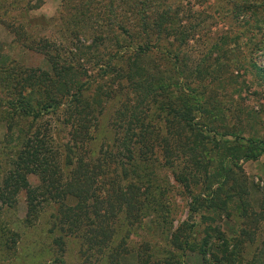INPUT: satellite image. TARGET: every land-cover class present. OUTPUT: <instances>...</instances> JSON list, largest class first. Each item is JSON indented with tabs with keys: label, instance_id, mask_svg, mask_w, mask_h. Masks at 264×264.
<instances>
[{
	"label": "rangeland",
	"instance_id": "rangeland-1",
	"mask_svg": "<svg viewBox=\"0 0 264 264\" xmlns=\"http://www.w3.org/2000/svg\"><path fill=\"white\" fill-rule=\"evenodd\" d=\"M241 1L0 0V189H15L8 195L10 205L0 201V264H202L200 254L174 248L168 235L181 225L180 234L193 236L195 243L206 226L215 224L226 240L236 236L242 264H264L263 224L256 225L254 235L238 238L242 225L234 211L241 197L253 211L264 212V152L235 165L222 161L221 167L229 169L225 181L235 192L227 199L235 206L230 219L201 223L199 214L188 216L189 198L173 173H182L188 183L195 179L193 193L205 197L216 190L218 199L227 197L222 175L205 179L196 164L200 147L193 148L183 135L192 136L193 131L184 128L182 134L176 125L167 147L153 135L152 149L146 148L164 164L152 167L143 160L146 149L137 139L133 118L141 115L149 97L141 94L137 101L136 93L128 94L125 73L126 59L134 56L131 50H120V57L110 59L116 44L127 41L116 23L134 34L129 43L134 46L143 36L140 8L145 6L149 23L157 16L174 17L175 31L185 39L170 46L177 48L186 74L179 79L194 83L196 69H213V80L203 81V95L210 97L202 104L205 113L191 127L210 120L224 138L264 139V82L252 68L253 63L264 67V0H250L255 12L241 11ZM159 44L168 47L163 40ZM57 66L70 71L55 81ZM164 66L173 68L168 61ZM47 77L58 83L54 88L52 84L57 99L54 107L42 109L49 99L36 87L42 88ZM65 82L67 93L61 86ZM75 82L84 88L72 97ZM192 86L201 91L199 85ZM172 92L179 94L178 89ZM24 102L38 114L18 116L13 109ZM216 106L225 121L215 119ZM223 123L226 131L220 128ZM157 124V134L164 135L162 118ZM222 148L209 152L211 174L218 165L214 152ZM131 185L127 202L118 190ZM147 185L166 192L145 197ZM211 251L219 254L216 240Z\"/></svg>",
	"mask_w": 264,
	"mask_h": 264
},
{
	"label": "trees",
	"instance_id": "trees-1",
	"mask_svg": "<svg viewBox=\"0 0 264 264\" xmlns=\"http://www.w3.org/2000/svg\"><path fill=\"white\" fill-rule=\"evenodd\" d=\"M147 3V1H146ZM252 4V5H251ZM253 2L250 0H242L238 6L241 11H246L249 8L251 12H255L251 6H253ZM145 8V6H144ZM140 8L137 15L141 18V22L138 24V28L140 32L143 34L142 41L135 43L134 46L129 45L132 41V32L127 27L121 25V23H116V27L119 31L127 37V41L124 45L116 44L115 51L110 55V59H114L115 57H120L121 52L120 50L126 49L128 51L131 50V55L133 59L128 61L126 59V68L127 72L125 73L126 83L125 85L129 88L128 94L136 93L133 99L139 100L140 95L144 94L149 97V101L146 102V106L144 104V110L140 114H135V126L138 129L139 135L137 139H140L141 145L143 146L144 150L147 148L152 149V140L151 137H158L161 138L162 144L167 147V140L172 138V131L174 130L173 127H180L181 133H184V128L188 130H192L191 134L184 133L187 143L193 144V148L196 146L200 147V154L201 157L196 159V164L200 165V172L205 174V179L212 178L216 174L222 175V179L220 180V184L224 189L227 190V197L225 195L222 199H218L216 196L218 193L214 191L210 192V195L205 197L200 196L199 192L193 193L192 191V184H196V180L186 181L183 177L182 173H173V178L178 184H184V188L186 190L187 196L189 198L188 201V209L189 214L188 216L192 217L193 213L199 214L198 218L202 222L207 220L213 221V219H221L227 218L230 219L231 215L233 214V208L227 203L229 202L230 198L235 195V192L232 191L231 184H228L227 180L228 177L226 176V172L229 169L222 166V161L236 164V160H254L256 159L262 152H264V139L257 138L255 135L253 137H241L238 135H234L233 138L227 139L223 137L222 133H217L216 126L212 125L210 120L209 122L201 121V123L196 127H191L192 121L194 120H202V115L205 113V106L208 103L209 96L204 97V91L207 90L205 88L206 85H203L204 80H208V84L212 81V72L213 69H207V65L200 69H196L194 75V83H190L184 80L179 79V77L186 75L185 71L182 69V64L180 63V58H178V50L176 47L173 49L170 47L173 45V42L180 40H185L184 38L181 39L182 33L180 31H175V19L171 16H165L163 19L152 18L151 22L149 23L147 20L150 17L145 15L146 9ZM115 13V12H114ZM156 13V12H155ZM175 13V11H174ZM136 25V24H134ZM256 26V25H255ZM256 28H259L256 26ZM175 36V37H174ZM164 41L168 44V47H161L159 42ZM260 44V43H259ZM122 46V47H121ZM120 48V49H119ZM119 49V50H117ZM153 52L155 56L151 55L150 52ZM145 59H148L145 61ZM143 61H145L143 63ZM172 63L173 68L170 70L165 69L166 66L164 64L166 62ZM111 68H115L112 65L109 66ZM108 68V67H107ZM253 70L258 74L259 78L264 82V67L261 65L252 64ZM55 73V81H57L58 75L65 76L68 71H70V67L62 68L61 66H57ZM173 70V71H172ZM188 71V70H187ZM163 72V73H161ZM174 72V73H173ZM163 74V75H162ZM174 74V76H173ZM189 74V72H187ZM62 76V77H63ZM61 79V77H58ZM186 78V77H184ZM53 82L52 79H43V87L37 89H42V94L47 96L49 101L43 103L41 105L42 109H46L48 107H54L56 96L54 95L53 88L58 84ZM77 81V80H76ZM37 80L33 81L36 83ZM53 84V88H52ZM67 82L62 83V89H65L63 93L68 92ZM192 84L199 85L201 87L200 92H196L194 86L191 87ZM74 93L72 97H76L79 95L82 88H84V84L82 82H75L74 86ZM172 88V90H171ZM178 89V95H172L173 92ZM203 92V93H202ZM202 95V103H199V97ZM175 99H173V97ZM158 97H161L158 101ZM130 100V99H129ZM131 101V100H130ZM176 101L178 103H176ZM198 102V103H197ZM11 104V103H10ZM177 104V105H176ZM203 104V105H202ZM151 107V111L149 110ZM15 113L20 116L25 115H32L35 116L38 112L29 104V103H22L20 106H16L13 109ZM221 109L219 107L214 108V117L215 119H219V121H225L223 119L222 114H219ZM87 113V112H86ZM144 114V115H143ZM164 123L165 133L161 136V134H157L160 131V124H157L158 119H161ZM87 118H83V121H87ZM103 118L101 117V124L100 129L105 126V123L102 122ZM214 120H212L213 122ZM84 122V124H86ZM8 127L11 124L7 125ZM82 126V122H78L77 127L79 128ZM7 127V128H8ZM220 127V126H219ZM218 128V127H217ZM223 131H226V126L224 123L220 127ZM215 130V131H214ZM74 133H77V130H74ZM180 134V135H182ZM158 135V136H157ZM171 136V138H170ZM191 136V138H190ZM180 137V136H179ZM174 138V137H173ZM172 138V139H173ZM178 139V138H177ZM27 142L24 144L26 145ZM209 146L210 150L206 147ZM223 146L220 151H215L214 154L217 156V166L214 168L212 174L208 172V165L211 161L209 158V152L212 151L214 148H219ZM145 150L146 155H144L143 160L146 163H149L152 167H161L162 164L154 159L153 153L149 150ZM68 150V149H67ZM67 155V152L64 156ZM66 158V157H65ZM235 160V161H234ZM70 159L67 158L69 162ZM166 163V161H165ZM225 164V163H224ZM211 175V176H210ZM213 175V176H212ZM227 177V178H226ZM192 185V186H194ZM206 186V185H205ZM221 186L217 188L222 189ZM208 187V184H207ZM131 188L132 185L128 187L127 191L121 190L119 188L118 192L124 196L127 202H130L131 197ZM1 190V189H0ZM15 192V189H8V191L1 190L0 191V201H3L6 205H10L12 201H9L8 195H12ZM162 192H166L165 189L160 191L159 187H152L146 186V191L143 192L145 197L153 198L152 194H161ZM217 193V194H215ZM229 199V200H227ZM237 204L234 211L239 216V224H241V228H239L237 232V237H242L244 233H250L252 235L255 234L254 230L257 228L258 223H262L264 226V212H255L247 206L241 197H238L236 200ZM202 209L203 213H198ZM239 209V210H238ZM181 225H178L174 231H171L168 236H170L171 245L174 248L179 250H185L188 248L192 251H196L201 256L202 264H242L241 258H238L239 252L238 249L235 247L233 241H235L236 236L232 240H226L223 236V233L220 230L219 225L215 224L212 227L206 226L205 235L203 234L199 237V241L194 243L193 236H184L181 235ZM205 227V225H204ZM204 228H202L203 231ZM192 231V230H191ZM193 233V232H192ZM191 233V234H192ZM193 238V239H192ZM237 238V239H238ZM216 240L217 246H219V254L215 255L211 251V241ZM239 241V240H238ZM222 242V244H220ZM264 245V236L261 240V246ZM209 261V263H207ZM176 262V261H175ZM174 261L172 263L163 260L162 262H158L157 264H176ZM59 264H64L63 262H59ZM178 264V263H177ZM252 264V263H249Z\"/></svg>",
	"mask_w": 264,
	"mask_h": 264
}]
</instances>
